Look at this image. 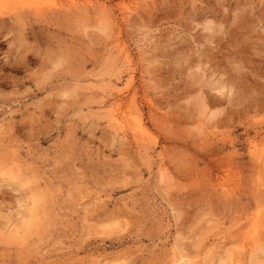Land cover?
I'll list each match as a JSON object with an SVG mask.
<instances>
[{
    "label": "rangeland",
    "instance_id": "obj_1",
    "mask_svg": "<svg viewBox=\"0 0 264 264\" xmlns=\"http://www.w3.org/2000/svg\"><path fill=\"white\" fill-rule=\"evenodd\" d=\"M0 264H264V0H0Z\"/></svg>",
    "mask_w": 264,
    "mask_h": 264
},
{
    "label": "bare ground",
    "instance_id": "obj_2",
    "mask_svg": "<svg viewBox=\"0 0 264 264\" xmlns=\"http://www.w3.org/2000/svg\"><path fill=\"white\" fill-rule=\"evenodd\" d=\"M118 106V105H117ZM116 106V107H117ZM120 107V106H119ZM118 107V108H119ZM120 109V108H119ZM119 109H118V111H119ZM122 114H124L125 116H126V114L125 113H123V112H121ZM123 118H125V117H123ZM135 125V127H136V129L137 130H139V131H144V126H143V124H142V122L140 121V120H136L135 121V123H134ZM136 133V132H135ZM245 235V234H244ZM263 254V253H262ZM250 255V254H249ZM261 255V254H260ZM178 261V260H177Z\"/></svg>",
    "mask_w": 264,
    "mask_h": 264
}]
</instances>
